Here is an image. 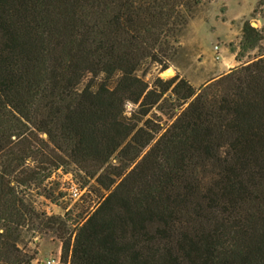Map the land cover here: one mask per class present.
Segmentation results:
<instances>
[{
	"label": "trees",
	"instance_id": "obj_1",
	"mask_svg": "<svg viewBox=\"0 0 264 264\" xmlns=\"http://www.w3.org/2000/svg\"><path fill=\"white\" fill-rule=\"evenodd\" d=\"M210 1L0 0V264L65 225L28 199L54 200L58 170L108 192L59 236L68 264H264V27L244 23L235 59L258 57L198 89L138 76ZM169 102L186 106L162 129Z\"/></svg>",
	"mask_w": 264,
	"mask_h": 264
},
{
	"label": "rangeland",
	"instance_id": "obj_2",
	"mask_svg": "<svg viewBox=\"0 0 264 264\" xmlns=\"http://www.w3.org/2000/svg\"><path fill=\"white\" fill-rule=\"evenodd\" d=\"M261 8L258 0H212L194 7L187 13L188 22L178 42L172 43L169 50L171 57L169 67L159 72L157 67L145 65L138 72V76L149 85L154 84L157 79L172 82L184 78L198 89L210 79L227 73L231 68L254 60L260 54L257 50L240 56L238 61L235 56L239 51L244 23L248 21L251 25L255 23L257 25L255 28L264 27V14ZM261 44L264 48V40ZM167 70L172 71L175 77H166L164 73ZM185 106L169 102L163 106V113L157 109H153L152 112L156 114V122L164 129ZM134 110L132 104H127L129 122L141 125L144 119ZM54 173L53 179L45 183L47 188L54 192L52 197L54 200L43 197L35 190L28 193V199L38 211L44 212L47 217H60L65 225L60 223L56 228L24 235L21 247L29 253L36 252L31 264H68L61 256L62 241L59 236L72 241L77 225L95 210L108 193L94 181H90L82 187L84 193L81 199L70 201L62 193L58 183V180H63L61 173L65 172L60 170ZM70 174L81 186L80 176L74 172Z\"/></svg>",
	"mask_w": 264,
	"mask_h": 264
},
{
	"label": "built area",
	"instance_id": "obj_3",
	"mask_svg": "<svg viewBox=\"0 0 264 264\" xmlns=\"http://www.w3.org/2000/svg\"><path fill=\"white\" fill-rule=\"evenodd\" d=\"M58 172H60V170H58ZM61 174L63 176V180L62 181L58 180V183L60 184V190L62 191L64 196H66L70 201L80 200L84 193V189L74 180L72 174L70 173H61ZM54 175L55 173L52 174V176L48 179V181H51Z\"/></svg>",
	"mask_w": 264,
	"mask_h": 264
},
{
	"label": "bare ground",
	"instance_id": "obj_4",
	"mask_svg": "<svg viewBox=\"0 0 264 264\" xmlns=\"http://www.w3.org/2000/svg\"><path fill=\"white\" fill-rule=\"evenodd\" d=\"M164 75H165L166 77H171V78H174V77H175V74H174L172 71H170V70H167V71L164 73Z\"/></svg>",
	"mask_w": 264,
	"mask_h": 264
},
{
	"label": "water",
	"instance_id": "obj_5",
	"mask_svg": "<svg viewBox=\"0 0 264 264\" xmlns=\"http://www.w3.org/2000/svg\"><path fill=\"white\" fill-rule=\"evenodd\" d=\"M252 26H253V27H256L257 25H256L255 23H252Z\"/></svg>",
	"mask_w": 264,
	"mask_h": 264
}]
</instances>
